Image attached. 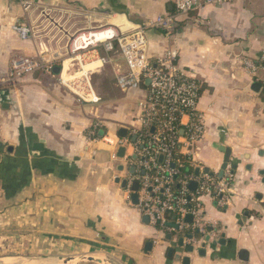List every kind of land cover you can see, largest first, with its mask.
Returning <instances> with one entry per match:
<instances>
[{
    "label": "crops",
    "instance_id": "obj_1",
    "mask_svg": "<svg viewBox=\"0 0 264 264\" xmlns=\"http://www.w3.org/2000/svg\"><path fill=\"white\" fill-rule=\"evenodd\" d=\"M165 13H173L171 0H0V259L94 252L124 264H264V74L244 68L264 60V0L209 5L180 18L169 38L147 35L152 59L177 51L200 85L205 133L189 160L180 156L182 174L196 176L200 165L218 179L230 175L229 205L213 194L200 199L214 237L198 239L190 215L183 229L173 214L162 228L145 222L131 201L142 174L133 148L113 160L100 141L140 127L141 93L115 84L126 71L121 55L88 66L97 103L78 100L62 83L79 71L66 59L74 33L106 25L129 32ZM17 25L31 29L28 39ZM20 55L50 62L51 74L8 79ZM187 190L194 194L197 183Z\"/></svg>",
    "mask_w": 264,
    "mask_h": 264
},
{
    "label": "built area",
    "instance_id": "obj_2",
    "mask_svg": "<svg viewBox=\"0 0 264 264\" xmlns=\"http://www.w3.org/2000/svg\"><path fill=\"white\" fill-rule=\"evenodd\" d=\"M232 1L171 0L173 13L146 20L129 32H121L109 25L77 31L69 38L66 51V59L75 63L79 71L62 83L78 100L89 103H97L99 99L90 85L88 66L94 63L103 66L111 62V54L118 52L121 55L126 71L116 76L115 84L122 93H141L138 103L141 115L136 119L140 127H129L124 138L107 133L100 141L111 147L113 160L121 147L133 148L136 156L134 165L142 173L136 179L139 184L137 207L150 225L162 228L167 215L173 214L178 227L183 229V219L190 215L193 222L189 228L200 240L205 236H215L205 221L200 199L213 194L220 196V204L229 205L234 195L229 186L230 175L218 179L203 171L200 165L196 176L182 174L180 156L189 160V155L194 154L205 133L203 117L197 110L200 85L180 66L177 51L168 49L152 59L148 54L147 35L149 31H160L169 38L180 18L200 12L209 5L219 7ZM23 8L28 9L29 4L24 3ZM13 29L22 40L31 34V29L25 25H17ZM244 68L253 75L259 71L264 74V60L258 63L246 61ZM52 70L48 61L20 55L12 60L7 76L17 80L37 71L49 75ZM189 181L197 183L194 194L187 190ZM198 239L191 238L189 242L195 244Z\"/></svg>",
    "mask_w": 264,
    "mask_h": 264
},
{
    "label": "water",
    "instance_id": "obj_3",
    "mask_svg": "<svg viewBox=\"0 0 264 264\" xmlns=\"http://www.w3.org/2000/svg\"><path fill=\"white\" fill-rule=\"evenodd\" d=\"M259 88L258 85L253 87L255 91ZM118 136L124 138L126 136V130L120 129L118 131ZM131 141H134V137L131 138ZM124 154V148L121 147L118 151L119 157H122ZM162 157H160V161ZM228 159H225V163L222 169L225 168ZM198 169L195 170L197 174ZM205 172H208L205 169ZM222 171L219 173V177H221ZM127 181L124 180L122 182V187H126ZM194 187V186H193ZM139 184L137 181L133 182L131 185V201L134 205L138 203V192ZM145 222L148 221L146 217L143 219ZM76 261L81 262H89L92 264H124L121 260L116 257L110 255L109 253H83L78 255H69L66 257H51V256H39V257H12L8 259H0V264H74Z\"/></svg>",
    "mask_w": 264,
    "mask_h": 264
},
{
    "label": "rangeland",
    "instance_id": "obj_4",
    "mask_svg": "<svg viewBox=\"0 0 264 264\" xmlns=\"http://www.w3.org/2000/svg\"><path fill=\"white\" fill-rule=\"evenodd\" d=\"M120 260V259H119ZM74 264H92V263H89V262H81V261H76Z\"/></svg>",
    "mask_w": 264,
    "mask_h": 264
},
{
    "label": "trees",
    "instance_id": "obj_5",
    "mask_svg": "<svg viewBox=\"0 0 264 264\" xmlns=\"http://www.w3.org/2000/svg\"><path fill=\"white\" fill-rule=\"evenodd\" d=\"M183 162H184V159L182 158L181 163L183 164ZM183 170H184V169H183Z\"/></svg>",
    "mask_w": 264,
    "mask_h": 264
}]
</instances>
